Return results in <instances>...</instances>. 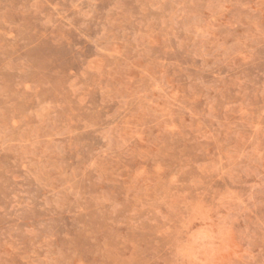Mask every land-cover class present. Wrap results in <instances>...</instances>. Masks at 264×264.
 Instances as JSON below:
<instances>
[{
  "label": "rangeland",
  "instance_id": "obj_1",
  "mask_svg": "<svg viewBox=\"0 0 264 264\" xmlns=\"http://www.w3.org/2000/svg\"><path fill=\"white\" fill-rule=\"evenodd\" d=\"M0 264H264V0H0Z\"/></svg>",
  "mask_w": 264,
  "mask_h": 264
}]
</instances>
